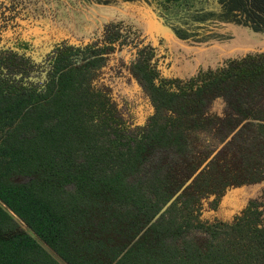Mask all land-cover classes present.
<instances>
[{"label": "trees", "instance_id": "trees-1", "mask_svg": "<svg viewBox=\"0 0 264 264\" xmlns=\"http://www.w3.org/2000/svg\"><path fill=\"white\" fill-rule=\"evenodd\" d=\"M20 1L19 6L24 5L23 12L29 18L24 4L27 0ZM217 4L218 22L264 34V0H217ZM133 34L139 36L140 31L134 26L116 24L107 29L106 42L124 39L127 44ZM178 38L196 36L184 34ZM63 56L56 62L47 91L34 89L13 96L0 90V264H253L251 258L264 260V248L255 251L257 244L249 243L248 251L238 253L224 242L212 245L207 240L193 250L180 239L191 229L206 233L214 230L216 236L224 227L221 222H202L198 217L201 196L218 195L226 186L264 180V165L258 169L256 164L259 177L248 181L254 172L253 164H261V148L255 155L258 162L243 158L237 166L233 163L238 142L232 140L230 145L234 148L226 145L241 124L237 132L241 141L251 142L264 133V53L228 60L223 67L200 72L186 83L159 79L151 65V53H137L133 68L139 75L134 74L141 86L146 84L143 88L157 113L146 130L136 136L125 134L126 128L115 118L109 99L91 91L86 81L78 80V69ZM78 92L84 96L79 95V101H74ZM216 98L228 102L230 113L225 117L234 122L223 121L225 131L220 139L215 136L205 151L203 146L197 148V129H204L205 122L219 125L222 117L198 107L202 100L211 102ZM51 118L53 121L47 123ZM161 118L164 121L159 124ZM95 119L99 120L96 128ZM102 127L111 129L114 136L108 147H101L102 142L97 139L102 137L97 128ZM25 129L31 136L20 135ZM187 131L192 138L187 140L189 145L185 143L186 149L182 137ZM210 131L215 132L214 128ZM258 141L263 147V138L258 137ZM213 144L224 146L223 161L215 157L210 164H215L216 169L210 172L205 168L152 222L214 152L210 148ZM121 145H126V150H121ZM173 145L184 161L180 158L173 162L177 165L169 171L168 183L160 188L156 182L149 185L153 198L127 187V179L139 174L151 150ZM183 153L187 155L182 157ZM70 185L79 196L94 202L85 207L64 198L62 189ZM105 208L107 213L103 214L100 210ZM188 213L195 218L180 217ZM241 229L245 241L251 237L264 241V227H249L246 232L244 227ZM170 238L179 240L174 251L166 248ZM246 256L249 261H244Z\"/></svg>", "mask_w": 264, "mask_h": 264}, {"label": "rangeland", "instance_id": "rangeland-1", "mask_svg": "<svg viewBox=\"0 0 264 264\" xmlns=\"http://www.w3.org/2000/svg\"><path fill=\"white\" fill-rule=\"evenodd\" d=\"M35 1L39 0H27L26 2H28V4H31ZM53 1L55 0H49V3ZM144 1L145 5L142 4V0H135L132 2L126 0H79L81 6L78 5L76 7L74 6V4L73 6H71V8L76 9L74 16L71 13L65 16L66 22H69L68 29L72 31L77 30L78 28L80 29V24H83L85 26L91 24V21H89V19L90 17L92 19L94 18L93 16H91L93 13L91 12L84 14L89 10L95 11L96 9L97 11H99V8L101 6H112L120 8L121 2L130 3L128 7L129 9H127L128 11L126 9H123V13L114 15L120 20L114 21L113 23L112 21H109V23L103 24L100 30L94 31L88 35V44H95L101 49L104 47L106 48L105 51L107 52L104 54V56L98 57V59H91L90 61H85L83 60V58L79 57L76 60L74 59V63L76 68L78 69V80L86 81V85L90 86L91 91H94L95 89L96 93H102L103 96L105 95L109 99L110 105L116 114L115 118L121 125L126 126V129L124 130L125 134H134L135 136L139 132L146 130L145 128H147L151 124L152 117L157 113L156 106L150 99L149 93L146 91V89L143 88L144 83H142L141 86V82L134 74L138 73L132 66L133 62L136 59V54L139 50H141V47H144V45L148 44L157 47V44L153 43L151 36L155 38L153 39L155 40V43H158V41L161 40V44L158 46V48H156L155 58L158 78H168L170 80H178L184 83L189 82L191 79L197 77L200 72L214 71L217 68H220L222 64L224 65V63H226L228 60L240 59L248 54L264 53V34L255 33L245 27L232 23L217 22L205 31L203 30L202 32H199V34L196 35V39L191 38L188 40H183L184 42L175 39L169 32H166V34H150L149 29L152 20L159 23L160 26L166 25L171 27V25H173L178 27L181 20L184 21L185 19L190 18L205 17L204 15L210 12V18L216 19L219 15L217 0H182L180 2L175 1L173 3H168L164 0ZM18 2H20V0H13L10 3V5L12 6V9L10 11L8 10L9 8L3 6V4L0 3V14L2 12L6 13V16L8 17L7 19H12L13 22H16L15 24H10V22L6 20L4 23H2L0 19V36L3 38V42L6 43L4 45L11 46L13 49H16L15 47L19 45L17 44L19 42H16L19 37H29L31 35L28 33V31H25L26 27L24 28L17 24L18 19H21V22L23 23H28V19L22 18L26 15L23 12L24 9L22 8L24 5L19 6ZM45 2L47 3V0H45ZM94 4H97V6H94ZM30 10L33 9L30 8ZM154 13L159 19L154 16ZM48 16H51L53 21H56V18H64V16L60 13H58L57 16V12H50V14L46 17ZM46 17L42 16V18L32 20L31 26H39L42 23H50L51 25L52 21H49V18ZM121 17H123L124 19L126 17H129L130 20H122ZM34 22L36 23L32 24ZM116 24H122L132 27L137 26L140 29V34L139 36L133 34V38L131 39L127 38V41L129 42V44L127 45L124 44V39H119L118 42L111 43L109 44V46H106L104 42L107 41V39L105 38L107 29L110 28V26ZM31 26L29 24V28ZM134 28L136 29V27ZM28 30L30 31L31 29ZM16 36L18 38H16ZM72 38L74 37L67 35L65 39L70 46L74 45L72 43L78 41V37L77 39ZM85 38L86 37H81V40L79 41L83 43ZM250 40L253 44L250 49L241 53L232 54L229 52L228 47L232 46L233 43L239 42L241 44H245L249 43ZM51 45L54 46L55 44L51 43ZM224 50H227L228 52ZM97 69L98 71L95 72V70ZM124 84H126L127 86H131V90L129 89L128 92L124 91ZM144 86H146V84H144ZM79 95L84 96V93L78 92L74 101H79ZM228 105V102H226L222 98L213 99L211 102L206 99L202 100V103L200 104L198 109L204 110L208 108L207 111L215 113L222 118L219 125H215L214 122L208 125L205 122V126L203 127L204 129H197L196 136L199 140L197 148H201V146H203L202 149L206 151L207 146L211 145L210 141L213 140L215 136L219 138L225 131L226 127L222 124L223 121H230V123L232 121L234 122V119L232 120L231 118H228V116L225 117L230 113V111H228V109H230ZM52 121L53 118L46 120L47 123H51ZM163 121L164 120L161 118L159 124H162ZM98 122V119H95L93 121V126L95 128L97 127ZM242 125L243 124H241L240 127L237 128L232 133L230 138L226 141V145L229 144L228 146H230V148L235 147V145H230L233 144L232 140L234 142H238V146L236 149V163H233V165L236 164L237 166L241 164L240 160H242L243 158L249 160L252 159V161L254 162L255 160H257L258 162V157L255 155H257L259 148H261V151L264 152V145L262 147L258 143V137H262L264 140V133L258 135V137H254L251 142L250 140L248 142V139L247 141L245 139V142L244 140L241 141V137L237 132L240 130ZM212 128H214L215 132L210 131L212 130ZM97 129L98 130L96 132H99L98 135H102L101 138L97 136V139H100L102 142L100 146L108 147L110 140L114 139L111 129L104 127ZM28 134L29 130L27 129H25V132H20L21 136ZM189 137L192 138V134H190L189 131H187L185 136L182 137V143L185 147V143H188L187 140H189ZM223 147L224 146H220L219 148L217 146L214 147V144L212 147H210L212 148L211 150L216 153L214 158L220 157V159L223 161V154L225 152L222 149ZM126 148V145L120 146L121 150H126ZM189 148L190 147H188V149ZM178 153L179 152H177L176 145L170 146L169 148L157 147L151 150L148 160L141 167L139 174H136L127 179V187L129 189H137L138 191H143L147 196L153 198V195L150 194L151 189L149 185L156 182V184H159L158 187L160 188L161 186L168 183L171 176L169 171L177 165L173 162L179 161V159L181 158L180 154ZM183 154L184 155L182 157H185L187 155L186 153ZM263 155L264 153L262 154L261 152V164L259 162L253 164L254 170L252 171L254 172H252V177L254 178L249 177L248 181H252L259 177L258 175L256 176L257 168L255 165L259 164V166L257 167L258 169H261V166L264 165ZM80 159H82V157ZM181 161H184V159L181 158ZM227 163L228 162L226 160V164ZM183 166L182 167L184 169H187V166ZM208 169L210 172L211 170H215V164L208 165ZM237 169L238 167H236V170ZM198 178L199 175L195 178V180H197ZM145 186H148L149 188L147 189ZM228 189L241 190L240 194H238L235 198V201L237 203L232 204L233 206L237 205V209H232L231 207L226 206L224 207L222 205V200L226 195ZM61 193L64 198L70 201L78 202L85 207L89 206L91 201H93L91 198L79 196L75 187L72 185L63 188ZM210 197L214 198L211 199ZM199 201L201 207L198 210L200 212L198 217L202 220V222H221L224 227L219 232H216L218 233L216 236L213 235V232L215 234L214 230L210 233H206L205 231L196 229L187 231L180 239H182V241H185L189 248L194 250L197 247L204 245L206 240L208 244L212 245H216L219 242H224L227 247L233 248V251L238 253L248 251L246 246L249 243L252 246L254 244H257L258 247L255 249V251H260L262 250V248H264V241H254V237H251L249 240L245 241V236L241 235V228L243 227L245 229V232L249 227H254V229L257 230L264 227V180L255 183L243 182L242 184H237L236 186H226L221 190L220 193H218V195L215 193H208L207 195L201 196ZM106 210L107 209L105 208V210L100 211H102L104 214L107 213ZM181 216L188 219L195 218L192 217L190 213L185 215L180 214V217ZM178 245V239L170 238L167 240L166 248L174 251L176 250ZM249 260V256L244 257V261ZM250 261H252L253 264L255 262H264V260L259 257L251 258Z\"/></svg>", "mask_w": 264, "mask_h": 264}, {"label": "flooded vegetation", "instance_id": "flooded-vegetation-1", "mask_svg": "<svg viewBox=\"0 0 264 264\" xmlns=\"http://www.w3.org/2000/svg\"><path fill=\"white\" fill-rule=\"evenodd\" d=\"M48 3H49V0H47V3L39 0V1H36L35 3H32L26 6V11H29V18H25V17H22V18L28 19L27 21L28 23L21 22L22 27L24 28L26 27L25 31H29L28 29H31L29 31V33H31L33 29L37 27V25H33L34 28L33 26H31V22L34 19L42 18V16L46 17L47 15L50 14V12L52 13L57 12V16H58V13H60L61 15L65 14L66 16L71 13L74 16V11H73L74 8H71V6H73V4L76 7L78 5L81 6V3H79V0H55L53 2H50L49 4ZM144 3L145 1L142 0L143 5H145ZM7 8H9L8 10L10 11L12 9V6H7ZM30 8H32L33 10H30ZM34 9H36L37 12ZM92 11L93 10H89L85 12L84 14L91 13ZM210 13L205 14L204 15L205 17L190 18V19H185L184 21L181 20L182 22L181 21L179 22L178 27L171 25V29L173 30L174 35L177 38L180 35H184V34H188L190 37H193V36L198 35L199 32H202L203 30L205 31L206 29L210 28V26L218 22L217 20L210 18L211 16ZM32 15H35L37 17L34 18L32 17ZM65 15H63L64 18L62 19L56 18V21H53L51 16L46 17V18H49V21L51 20L54 25V26L52 25L53 27L47 26L46 31L48 32L50 30L49 32L52 33L57 38L60 36L66 37L67 35H70L71 37H74L72 39L77 38V36L87 38L88 35L93 32L94 26L92 27L91 24H88L86 26L83 24H80V29L78 28L77 30H72L73 32L70 31L68 29L69 22L68 23L66 22V24L64 23V21L66 20ZM7 18L8 17L6 16V13L2 12L0 14V19L2 23H4L6 20H8L10 24L16 23V22H13L12 19H7ZM18 20H21V19H18ZM35 23L36 22L32 24H35ZM17 24H19V22H17ZM29 24L31 26L30 28H29ZM135 27L136 29L138 28L137 26ZM16 38L18 37L16 36ZM105 38H107L106 35H105ZM31 40H29L28 37L21 36L16 41V42H19L17 43L19 45L15 47L16 49H13L11 46L4 45L6 43L3 42V38L0 36V90H3V94L9 93V94H12L13 96H16L19 92L28 94L29 90H34V89L37 91H47L48 88H50L51 86L50 82L52 81L55 75L56 62L59 57L63 56V54L66 56L65 57L66 60L70 59L72 63H74L75 62L74 59L76 60L79 57L83 58V60L85 61L87 60L90 61L91 59L93 60V59H98V57H103L104 54L107 52L105 51L106 50L105 47L101 49L97 47L95 44L93 45L86 44L83 46L75 47V45L70 46L68 42L65 40L63 42L55 44L53 48L48 49V51L46 52H42L40 55L31 56L30 55L31 53L29 54V52H32L33 50V47H34L33 41L35 39H33L32 41ZM160 42L161 40H159L158 43L156 42L157 47H154L153 45H149V44L144 45V47H141L140 48L141 50L137 52L139 53L144 50L146 52L149 51L151 53V57H150L151 63H152L151 65L155 72L157 71L156 62H155L156 61L155 60L156 48H158V46L161 44ZM104 44L106 46L107 45L109 46V44L111 43L105 41ZM127 44H129V42ZM101 51H103V53L97 55L98 54L97 52L100 53ZM84 57H87L88 59H84ZM224 65L222 64L221 67H223ZM97 71L98 69L95 70V72ZM162 80H170V79L162 78ZM94 92H96L95 89H94Z\"/></svg>", "mask_w": 264, "mask_h": 264}, {"label": "crops", "instance_id": "crops-1", "mask_svg": "<svg viewBox=\"0 0 264 264\" xmlns=\"http://www.w3.org/2000/svg\"><path fill=\"white\" fill-rule=\"evenodd\" d=\"M13 0H0V3H2L3 4V6H11L10 5V3L12 2ZM21 2V1H20ZM29 2V1H28ZM28 2H25V4L28 6L29 4H28ZM42 2H45V0L44 1H42ZM32 4V3H31ZM13 5V4H12ZM129 5H130V3H120V8L119 7H112V6H101L100 8H99V11H108V12H110V15H108V16H106V17H103V18H99V15H98V13H96V15H95V19H96V22H95V26H94V28H93V32L94 31H97V30H100L101 28H102V25L103 24H107V23H109V21L111 22H114V21H118V20H120L119 18H116L114 15L115 14H119V13H123V9H129L128 7H129ZM94 6H97V4H94ZM134 7V6H133ZM95 9V8H94ZM73 11H74V13L76 12V9H73ZM85 11V10H84ZM128 11V10H127ZM95 12H97V10L95 9ZM63 15H65V14H63ZM66 16V15H65ZM121 19L123 20L124 18L123 17H121ZM124 20H130L129 19V17H126ZM18 22H19V25L20 26H22L21 25V20H18ZM61 22H62V20H61ZM64 23L66 24V20L64 21ZM65 24H64V26H65ZM53 24L51 23V25H49V24H44V23H42V24H40L39 26H37V27H35V29H33V31L31 32V33H29V31H28V33L29 34H31L28 38H30L29 40H33V39H35L33 42H34V44H33V50H32V52H29V54L31 55V56H37V55H40L42 52H46V51H48V49H50V48H53L54 46H52L51 45V43H54V44H57V43H60V42H63V41H65V39H66V37L65 36H60V37H56V36H54L52 33H50L49 31L47 32L46 30H47V26H52ZM135 27V26H134ZM138 30H140L139 28H137ZM171 34V33H170ZM172 35V34H171ZM173 36V35H172ZM23 37H26V36H23ZM78 37V36H77ZM152 37V40L154 39L153 38V36H151ZM171 37V36H170ZM174 38H175V36H173ZM88 38V37H87ZM84 39V41H83V43H81V41H79V40H81V37H78V41H76V42H74V43H72V44H74L75 45V47H79V46H83V45H86V44H88V42H89V40L88 39ZM175 39H177V38H175ZM31 40V41H32ZM178 40V39H177ZM179 41H183V40H179ZM184 42V41H183ZM71 43V42H70ZM153 43L154 44H156L155 42H154V40H153ZM171 56H174V55H171ZM131 90V86H127L126 84H124V88H123V90L124 91H126V92H128V90Z\"/></svg>", "mask_w": 264, "mask_h": 264}, {"label": "water", "instance_id": "water-1", "mask_svg": "<svg viewBox=\"0 0 264 264\" xmlns=\"http://www.w3.org/2000/svg\"><path fill=\"white\" fill-rule=\"evenodd\" d=\"M167 31L171 33L173 36L174 32L169 26H163ZM175 38H177L175 36ZM178 39V38H177ZM180 40V39H178ZM216 153L214 152L211 154V156L196 170V172L185 182V184L180 188V190L163 206V208L155 215L153 218L152 222H155L161 215H163L168 208L177 200V198L185 191L187 187H189L195 178L205 169L207 168V165L209 162L214 158ZM241 190L240 189H228L226 195L224 196L222 200V205L225 207H231L232 209H237V205L233 206L232 204H236L237 202L235 201V198L238 194H240ZM211 199L214 197H210Z\"/></svg>", "mask_w": 264, "mask_h": 264}, {"label": "bare ground", "instance_id": "bare-ground-1", "mask_svg": "<svg viewBox=\"0 0 264 264\" xmlns=\"http://www.w3.org/2000/svg\"><path fill=\"white\" fill-rule=\"evenodd\" d=\"M134 7H138V6H134ZM92 13L93 14L91 16H93L94 18L92 19L90 17V19H89V21H91L92 27L95 26V22H96L95 13H98L99 18H103V17L110 15V12H108V11H97V12L92 11ZM154 16L156 18H158L155 13H154ZM149 31H150V34L153 35L154 33L155 34H159V33H163V34L165 33L166 34L167 30L163 26H160L159 23L152 20ZM252 46H253V44H252V41L250 40L249 43H245V44H241L239 42L233 43L232 46L228 47V49H229L230 53L234 54V53L246 51V50L250 49ZM224 51L228 52L227 50H224Z\"/></svg>", "mask_w": 264, "mask_h": 264}]
</instances>
